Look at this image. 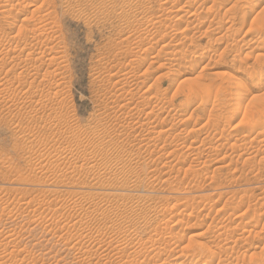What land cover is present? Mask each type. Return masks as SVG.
<instances>
[{
  "label": "rangeland",
  "instance_id": "obj_1",
  "mask_svg": "<svg viewBox=\"0 0 264 264\" xmlns=\"http://www.w3.org/2000/svg\"><path fill=\"white\" fill-rule=\"evenodd\" d=\"M0 264H264V0H0Z\"/></svg>",
  "mask_w": 264,
  "mask_h": 264
}]
</instances>
